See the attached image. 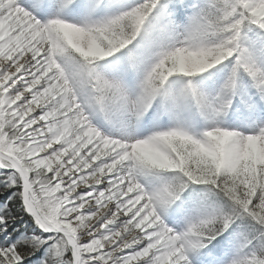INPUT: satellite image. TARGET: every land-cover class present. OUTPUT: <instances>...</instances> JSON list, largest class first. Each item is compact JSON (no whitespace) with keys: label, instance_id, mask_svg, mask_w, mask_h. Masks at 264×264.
<instances>
[{"label":"snow or ice","instance_id":"obj_1","mask_svg":"<svg viewBox=\"0 0 264 264\" xmlns=\"http://www.w3.org/2000/svg\"><path fill=\"white\" fill-rule=\"evenodd\" d=\"M0 264H264V0H0Z\"/></svg>","mask_w":264,"mask_h":264}]
</instances>
